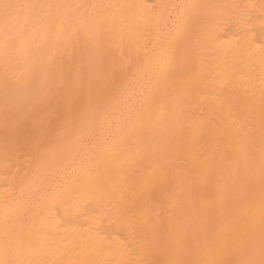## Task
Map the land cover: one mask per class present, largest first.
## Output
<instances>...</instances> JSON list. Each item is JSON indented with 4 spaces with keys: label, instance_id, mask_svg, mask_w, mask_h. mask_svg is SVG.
Masks as SVG:
<instances>
[{
    "label": "bare ground",
    "instance_id": "1",
    "mask_svg": "<svg viewBox=\"0 0 264 264\" xmlns=\"http://www.w3.org/2000/svg\"><path fill=\"white\" fill-rule=\"evenodd\" d=\"M60 1L56 8L52 0H0V157L28 146L38 172L61 162L115 105L113 76L124 56L136 50V31L146 15L133 0L117 3L114 11L108 6L115 0H95L87 11H72L76 0ZM233 1H193L176 43L196 41V48L211 51L178 54L177 45L171 48L142 107L117 134L119 167L131 168L129 163L142 157L138 171L126 168L128 188L105 177L116 161L104 152L56 197L72 208L79 206L74 193L132 205L130 228L141 238L137 264H264V48L252 54L243 45L228 64L205 25L207 20L218 26ZM118 20L124 27L117 37ZM258 28L264 35V24ZM59 54L63 59L54 61ZM256 70L260 84L254 90ZM55 90L63 120L55 139L40 133L45 145L37 147L22 129ZM176 158L187 167L177 169ZM95 173L101 175L98 181ZM10 214L3 209L0 217V264L107 259L105 239L98 235L75 253L61 236L44 237L55 223L43 210L24 224ZM41 243L48 245L47 254ZM114 255L122 256L119 249Z\"/></svg>",
    "mask_w": 264,
    "mask_h": 264
},
{
    "label": "rangeland",
    "instance_id": "2",
    "mask_svg": "<svg viewBox=\"0 0 264 264\" xmlns=\"http://www.w3.org/2000/svg\"><path fill=\"white\" fill-rule=\"evenodd\" d=\"M95 0H76L72 11L81 8L82 11L90 10ZM141 3L142 10L146 13L140 19L137 34V48L124 56L125 63L113 76L116 90L115 105L104 110L102 121L83 134L79 143L63 155L61 162L50 169L37 171L31 164V150L28 146L18 147L14 155L0 157L2 164L0 170V217L3 209L11 214L16 213L18 223H26L37 211L43 210V216L54 222L53 227L46 231L45 238L60 237L65 239L64 246L71 243L75 246V253L80 252V247L85 246L91 235H98L105 239L104 251L107 259L103 264H137V251L141 245L139 234L130 228L129 218L134 213L130 204H123L118 200H101L98 197H81L74 193V199L79 204L72 208L70 204H63L56 197L68 189L73 183L80 180V173L92 169L93 161L99 159L101 153H107L115 160L114 166L106 171L105 177L116 187L123 190L128 188L126 168L133 173L140 169V158L129 163V168L122 169L118 163L122 159L121 153L114 148L113 143L117 134L125 128L128 120L140 110L143 99L148 94L154 79L161 69V64L170 56V49L176 47L177 31L186 18L194 0H133ZM26 4V0H21ZM60 0H52L54 7H58ZM109 5L111 10L119 7ZM233 8L222 13L213 26L210 21H205L206 33L215 38L221 49L223 59L228 64H233L234 51L243 45L248 53L259 54L264 48V35L258 26L264 24V0H234ZM260 4L258 7H256ZM107 8V7H105ZM117 37L121 34L124 23L118 20ZM248 36L246 40L245 37ZM198 42L189 46L188 42H178V54L205 55L209 48H196ZM118 58L121 60L120 56ZM63 59L59 54L54 61ZM258 71H255V82L252 84L257 90L260 84ZM60 92L55 90L47 96L45 103L35 109L29 122L22 131L31 136L37 147H44V139L39 135H47L48 140L55 139L54 134L63 120V107L58 104ZM108 99H103L107 104ZM40 123V127L36 123ZM54 136V138H53ZM174 165L179 170L187 167L186 161L176 158ZM98 181L100 176L94 174ZM112 185V187H114ZM169 187V186H168ZM153 198H156L153 196ZM158 199V198H157ZM57 225V226H56ZM17 223L13 226L15 229ZM58 232V233H56ZM73 238V240H72ZM43 241V240H42ZM13 245V240H8ZM40 247L47 254L48 245L41 243ZM119 249L122 256L116 258L115 251ZM41 250V253H42ZM91 252V251H90ZM47 256V255H46ZM48 257V256H47ZM42 258H45L43 255ZM32 260L31 258L28 261Z\"/></svg>",
    "mask_w": 264,
    "mask_h": 264
}]
</instances>
